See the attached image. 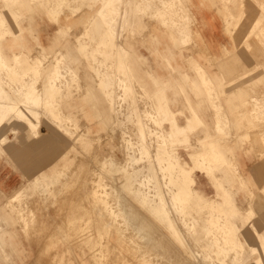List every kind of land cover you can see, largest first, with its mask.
I'll return each mask as SVG.
<instances>
[{
	"label": "snow or ice",
	"instance_id": "6c2138e0",
	"mask_svg": "<svg viewBox=\"0 0 264 264\" xmlns=\"http://www.w3.org/2000/svg\"><path fill=\"white\" fill-rule=\"evenodd\" d=\"M207 4L202 0L201 3H192L188 5L189 23H191L192 10L196 8H205ZM261 8H264V0L261 2ZM123 7L116 3V0H59L53 6L45 3H26L21 4L18 0H3L0 3V9L5 10V15L8 12L12 13V18L15 20V30L10 26L9 22L0 16V74L7 72L9 79L15 80L20 85L17 93L19 99L10 103L5 108H0V124L7 121L19 120L22 121L28 130V137L33 142L27 145L39 153H53L60 149L63 136L71 134L68 124L71 122L66 120L63 115L65 105H76V111H82L86 119L95 125L96 132L94 136H82L77 141L80 145V155L84 157L80 161V167L77 175L81 178V183L84 189H87L89 178L95 175L104 174L116 175L118 172H126L127 169L118 164L110 155V150L113 149L112 139L106 135L112 129V122L109 120L106 109V98L109 95V80L102 72L104 67L100 63V67H95L96 57L99 53L96 47L103 49L108 47L112 42V20L109 18V13L112 18L118 15L117 9ZM151 8L152 5L146 6ZM169 7V5H164ZM181 7H185L181 5ZM242 7L237 5V8ZM17 9H26L27 11L17 14ZM242 13H239V18H242ZM238 20L234 19V23ZM82 30L86 36L81 37L73 44L72 33L74 30ZM259 35L256 39L258 44H252L253 36ZM79 35V32H77ZM189 33V38H190ZM47 43L44 44V40ZM91 41L89 44L86 41ZM205 47H210L207 39L203 40ZM41 49L44 57L47 58L49 51L57 55L56 62L52 69H49L45 74L42 60L37 59L32 61L26 57L17 55L16 48L26 50L25 46ZM243 47L252 56L256 57L261 64H264V16L257 21L256 27H253L248 33V39L243 42ZM65 49H68L66 55H60ZM225 55L231 57L237 64L241 63L240 57L235 51L224 49ZM83 60H88L95 72V80H98V88L89 86L87 94L80 97L76 96L73 89H69L67 95L63 91L57 93L55 90H49L48 84L53 83L61 78V73L72 74V65L81 63ZM44 77L46 87L43 92L36 90L35 85L40 78ZM205 87H208L207 82ZM200 93H197L199 98ZM208 103L211 106L215 105L216 97L213 95V90L207 91ZM264 114V100L253 102ZM42 115L51 118L55 130L50 138L41 140L39 137L38 121ZM168 122L172 125L170 132L162 133L165 139L164 149L169 148L171 144V157L173 159L174 173L178 172L181 177V190L183 197L180 202H177L173 196V203L176 211L180 215H184L188 208L196 203H202L199 196L195 192V184L197 182L196 173L198 171H207V168L200 163L204 160L207 142L199 140L198 136L205 128L200 115L193 111L191 117L186 124L178 125L177 122L169 118ZM159 127V124H157ZM216 132L219 136L211 137L214 140L213 148L217 152L218 157H223L224 154L231 155L229 167L238 169L241 164L247 165L252 163L259 166L260 178L258 180L244 179L239 183V190L249 201L248 206L243 210H236L231 206L229 200V212L226 222L221 224H213L212 227L217 229L221 236L216 239L215 243L208 250L211 252L212 264H264V147H261L258 153L249 151L241 146V143L229 146L223 143L221 137L226 135V132L221 130L219 124L216 125ZM247 138L241 137V142ZM203 145V150L199 147H193L194 143ZM8 143V137L0 139V145ZM179 149H185L189 153L191 160L190 165H182L179 157L176 155ZM10 180V177H0V196L7 203L4 204L5 212L9 209L14 213L17 211L15 204L17 201H22L26 194L41 196L47 199L52 196L49 188L37 181L34 185L30 184L27 188L13 194L10 198L3 194L4 181ZM76 185H63L60 195L71 199L74 206L79 198L83 196V192L76 191ZM97 193L99 187L94 185ZM134 194V193H133ZM98 203H101L99 198ZM142 206L148 209L151 217L158 223H162L171 239L175 240L178 249L183 250V255L187 256L192 251L191 248L180 237L175 225L168 219V211L163 207H148L147 203L142 202ZM21 217H24V232L30 239L35 233L37 237L41 236L47 225L39 224L35 215L29 220L21 211ZM185 227H188L186 224ZM146 231L151 230L150 224L143 225ZM245 230L251 232L254 236L255 244L249 247L244 243L241 233ZM191 231V229H190ZM103 240V234L100 241ZM62 242L67 243L71 249L74 243H79L78 236H74L71 232H67L62 237ZM89 247H93L89 241H84ZM154 244L158 247L165 246V241L157 237ZM199 245V241H197ZM52 247V245H49ZM95 248L102 249V243L97 242ZM100 253H98L99 255ZM202 254V253H201ZM43 255V252L41 253ZM196 253L193 252V256ZM209 257V258H211ZM29 264H45L43 260H32ZM71 264V262H65ZM97 264H102L98 261ZM114 264V262H110ZM128 264V262H123ZM144 264H148L147 261ZM165 264H192L191 260L176 259L166 261ZM196 264H199L197 261Z\"/></svg>",
	"mask_w": 264,
	"mask_h": 264
},
{
	"label": "rangeland",
	"instance_id": "374dc122",
	"mask_svg": "<svg viewBox=\"0 0 264 264\" xmlns=\"http://www.w3.org/2000/svg\"><path fill=\"white\" fill-rule=\"evenodd\" d=\"M51 1H53L54 3L51 2ZM148 1L147 0L141 1V4L138 2V0L137 1L136 0H129L128 1V5H125V7H124V11H125L126 8H127L126 10H129V12L125 11L126 14H127L126 21H125L126 23L125 24H127V23L128 24L125 25L126 28H124L123 31H121V30L117 31V29H116L115 31H117V32H115L114 29H112V32H113L112 34H114V35H112V37L113 36L114 37L112 39L111 44L108 46L109 48L112 47L113 50L116 51V52H113L111 54L104 52L105 53L104 54L100 50L99 53H100V55L103 56V58H102L103 62L101 60H97V58H96L97 62H96V66H95V67L99 68L100 67V62L104 63V65H105L104 67H106V68L103 67L104 70L102 68V72L104 73V75L107 76V79L109 80V83L111 82L110 86H112L113 83H114L113 85H116L117 82L119 81V79H124L127 82L128 85H131V86L132 85H134V86L137 85L139 87V88L137 87L138 91H137V93H136V95L134 97H137V101L140 99L139 100L140 101V105H139V101H138L139 107L142 104V107H140V108H143V109L140 110V108H139V111L137 112L138 113L137 117L141 118L142 122L144 123L146 133H148L147 134V144H145V146L143 144H141V145H143L142 148L138 147L137 143L138 142L142 143V141H141V137H138L139 136V135H137L138 133H136V132H135V134L133 133L134 132L133 130L136 131L137 129H135V128H137V127H135L134 124L123 125V123L121 122L122 119L120 118V117L123 118V116L122 115L119 116L115 112L116 105L114 103V101H115L114 98L115 99L117 98V95L115 94L116 87L115 86L114 87L113 86L109 87V95L106 98V102L108 103L109 112H110V115H111L110 118L111 119H112V117L114 118L113 121L111 120L112 123H113L112 129H111L110 133L106 134L112 139V143H113V149L110 150V155L115 159V161L118 164H122L127 169V171L126 172H118L114 176L113 175L104 174L102 176L104 181L102 180L101 175H95L94 179L93 178H89L88 183H87V189L85 190L84 187L82 186L81 178L77 175V172H78L79 167H80V161H82L84 159V157L81 156L78 153L77 159H76L77 162H76V161H74V156H75L74 152L70 153V157H69V152L66 153V156L62 155L61 156V165L60 166H58L57 168L55 167L51 171V173H47V172L41 173L36 178H34V180L31 182V184L34 185L37 181H39L42 185H44V186L49 188V191L52 193V196H50L47 199H45L44 197L36 196V195L28 196L29 195L28 194V195H26V197L22 201H17L16 202V204H15V208L17 209L16 212L13 213L10 209L7 212H5V209L3 208L2 216H3L4 222H5L4 224H6L7 221H9L10 219H15V222H18V223H20L21 226H24V222H23L24 221V217H21L20 214H19L22 211L24 213V216H26L29 220H31L32 216L35 215L37 220H38V222H39V224L47 225V227H46V229L44 230V232H43V234L41 236L37 237L35 235V233H33L31 239L28 236L25 235L24 229H20L17 232V234H16V237L20 239L19 247L16 246L15 244H13L12 246L9 244V246L6 247L8 252H9L8 261H2L1 258H0V263H2V264H16V262H14V260L15 259H20V260H22L21 264H27L26 261H28V259H29L30 261H32V260H36V261L43 260L45 262V264H65V262H71V264H97L98 260H97V258H95V255H97L99 252H100L101 255H102V252H103V255H102L103 257H101V255H100V257H101L100 261H102V264H110V262H114V264H123V262H128V264H144V262L148 261V260H150L148 262V264H165L166 261H171L172 259L173 260H176V259L191 260L192 264H196L197 261L199 262V264H212V260L215 259V257H211V252L208 251L209 250L208 246H209V248H211V246L216 241V238H215L216 236L213 235L214 229L210 228L211 225L207 222V219L209 217V209H210L208 204H209V202H213V201L215 203H219V204L221 203L222 204L223 201L225 199H227L226 192L224 190H226L227 193L229 194L230 190H231L232 179L236 178V176L234 177V176H232L230 174H232L233 172L235 174L240 173V168H238L236 170L235 168L229 167V162L227 160V156L223 155V157H222L223 163H218V164H216L214 166L213 176L209 175L208 171H203V172L198 171L196 173L197 182L195 184V192L199 196L200 201L202 203H196V204L190 206L188 208V210H187V214L192 219H195L194 223H195V227L197 229H195V231H194L195 233H194L192 231V229H193L192 226H191L192 229L190 231L189 227H185V225L180 223V218L182 217V215L177 214L176 213V207H175V205L173 206V204H174L173 203V197H172L173 194L171 193L172 185H170V184H172L171 181H173V179L170 177V175L167 172L165 173L164 169L162 170L163 166H162L161 162H159V163L157 162V161H161V159L158 158L159 153H160L159 150H158L159 149L158 147H162V145H163V148H164V143H165V141H164L165 139L163 138L164 136L162 135V133L170 132L171 129H172V125L168 122V120H169V118H171V119H173V120H175L177 122V119L175 117L176 114H175V112L172 111V109H171V107H170V105L168 103V99L166 98L167 97L166 90H167L168 87L163 86V88L158 91V93L154 96V97H157L155 99L158 100V103L157 104L154 103L153 97H151L148 94V92L143 87H141L139 85V83H137V81H136L135 77L133 76V74L131 72H129L128 67H127L128 52L125 50L124 46L121 43H119V44L115 43L119 39L121 40L123 38V33L125 31L131 30V31H133V33H135L136 30L138 31V29H139V25H138L139 24V17L143 15V13H144L143 11L145 10L146 13L144 14V16L145 15L147 16L148 12L149 13L151 12L152 15H149V16L152 19H161V20H163V18H164V20L162 22H160L161 20L160 21L158 20V25H160L161 27H166V30L168 29V31L173 26L174 27H178L179 26L178 30H177V34H179L178 37H180V39H178L179 40L178 41L179 42L178 46L179 47H186L187 46L189 37H188L186 43L185 42H181V40L183 38H181L179 32L181 31L180 27L182 28V25H184L186 23L188 24V16H187L186 12L185 13H181L182 8L180 7L181 4H180L179 0H175L177 2H175L174 0L173 1L169 0L168 2H167V0H163V1L162 0H155V1H158L157 3L154 0H151L149 2ZM18 2L21 3V4H26V3H45V4H52V5L55 6L59 2V0H48V1L44 0L42 2H41V0H18ZM160 2L163 4V6L166 5V4L169 5V8H171V5H172V10L173 11L172 12L168 11L167 13L165 11V13L161 12V16L157 15L153 10H154V6L156 4H158V3H160ZM0 3H3V1L1 0ZM138 3L140 4V6L143 7L144 10L142 9V7H140L138 5ZM149 3L151 5H154L156 3L154 6H152L150 8L151 11H150L149 8L146 7L147 5H149ZM136 5H138V7ZM174 5H175V7H174ZM176 7H178V8H176ZM174 8H175L176 11L174 10ZM139 10H140V12H139ZM16 11H17V14H21V13L26 12L27 10L26 9H17ZM125 12H123V15L125 14ZM176 12L178 13V15H177ZM140 13H142V14H140ZM174 14L176 16H173ZM135 15H137L138 18H135L136 17ZM168 15H170V16L172 15L171 18ZM0 16H2L4 19L7 18L6 20L9 22L10 26L13 27V30H15V20L12 18V13L11 12H8L7 15H5V10L0 9ZM131 16H132V18H131ZM182 16H184V17H182ZM8 17L10 19H8ZM175 17H177V18H175ZM134 18L137 19V20H135ZM172 18L178 24H176L175 22L173 23V19ZM178 18L180 19V21H179ZM175 19H177L178 21L175 20ZM186 19H187V21H186ZM171 20H172V22H170ZM180 22H183V23H180ZM170 23H172L174 25H172ZM179 23L182 24V25L180 26ZM187 24L184 25V26L188 27ZM165 25H167V26H165ZM176 25H178V26H176ZM174 27H173V29H174ZM76 30H78L79 32L81 31L80 29H76ZM188 31H189V29H188ZM171 34H172V32H171ZM83 36H86V34L84 33ZM80 38L81 37H79V39ZM86 42L87 43H89V42L92 43L90 40H89V42L88 41H86ZM73 44H74V42H73ZM116 45H117V49H116ZM25 47H26V50H27L28 49L27 45ZM26 50H21L20 48H16L15 52H16L17 55H20L22 57H26L27 59H30L32 61H36L37 59L42 60V63H43L42 71L45 74H47L49 69L53 68V66H54V64L56 62V59H57V55L56 54H54V53L47 54V58H45L43 51L40 49L41 52L39 51L38 55L33 57L30 54L32 49H28L29 51H26ZM67 53H68V49H65L63 52L60 53V55H66ZM120 53L124 54L123 57H125V54L127 53L126 57L123 58L122 54L120 55ZM114 57H116V58H114ZM110 61H113L115 64H117V71H116L117 74H115L116 75L115 80H117V82H114L115 80L111 81L109 79V75H108V71L107 70L109 68L108 64H109ZM97 63L99 64V67L97 66ZM124 63H126V64H124ZM71 67H72V75L74 76L73 81L70 84L59 82V83L56 84L57 85L56 87H62L63 85H69L70 86L69 89H73L74 90V88H75L74 84H75L78 76H77L76 66L72 65ZM199 68L202 69L203 73L205 71L203 70L202 67L198 66L197 73H198V76L200 78V84L202 85V87L206 88L204 83H206V81L210 82L211 83L210 85H209V83H207L209 85V87H207L206 89H209V88L212 89L213 88L212 87V81L210 79H208V78H204L202 76L203 73L201 72V74H200V72H199L200 69ZM105 73H107V74H105ZM6 74H7V78H8L7 80L9 81L8 82L9 88H7L8 87L7 84H2V85L10 94H12L14 97H16L18 94L16 95V93L14 94L12 92L13 90H10V89H12V88H10V85H11V87L13 85V87L16 88V89H18V87L20 85L18 83H16V82H14V84H12L13 83L12 82L13 79H9V76H8L7 72H6ZM129 74L132 77H129ZM15 85H17V86H15ZM257 85H259L260 88L264 89V87H261V82L258 83ZM37 86H39V90H43V91L45 90L46 81H45L44 77L40 78ZM47 87H48V85H47ZM69 89L67 91H63V93L65 95H67ZM79 89L82 90V88L80 87V82H79ZM161 90H162V92H161ZM196 90H197V88H196ZM207 91L208 90H206V92ZM111 92H113V93L111 94ZM141 93H142L143 97L141 96ZM110 94L113 95L114 97H112ZM137 94H139V95H137ZM213 94H214V92H213ZM216 95L217 94L215 93L214 96L216 97ZM257 97H259V100H257L255 98L256 100L254 99V101L264 100V93H263V95H261V93H259V95ZM16 98L19 99V96L16 97ZM144 99H145V101H144ZM216 99H217V97H216ZM142 101L145 102V103H143ZM149 102H151V103L148 104ZM111 103H112V105H111ZM148 106H150V107L148 108ZM215 106H212V107L214 108L215 112L218 113L217 102L215 103ZM152 108H153L154 111L156 110L155 112L153 111L154 113L152 112ZM75 110H76L75 104H73L72 106L65 105V107L63 108L62 111H63V114H65V115H66V112H68L67 114H69V111H71V116L74 118V111ZM146 111H147V113L150 112L151 115L147 114ZM191 111L193 112L194 109L191 108ZM143 113H145L146 116H143L144 115ZM166 113H167V115H166ZM217 113H216V119H217ZM127 114H129V112ZM127 114L124 115V116L128 117ZM153 115H154V117H153ZM157 115L159 117H157ZM69 117L70 116H68L66 118L69 119ZM49 118L50 117H47L46 115H44L42 117V119L40 120V123H39V130H40L41 125L43 124V121H49V122H51L53 124L52 120H50L51 118L50 119ZM149 118L150 119L152 118V119L150 120ZM163 118H164V120H163ZM160 119H161V121H160ZM155 120H157V121H155ZM70 121L71 122L69 123L68 127H69L71 133H74V135L72 134L73 135L72 136L71 134H69L67 136H68V138L72 137L70 139L73 142L72 143L73 145L75 143L78 144L77 141L82 136H94L95 135V133H93V132H92V135H91L90 134V130H87V127L90 124V122H89L88 119H86L85 114H82V116H80V118H79V121L77 122L78 125H79L78 129H76V124H75L74 119H70ZM252 121H254V123H255L254 124L255 127H253V129H252L253 131H255L254 134L257 135L259 137V139L264 142V114L259 112V110L257 109L255 117L252 118ZM151 122H153V123H151ZM155 123H156V125H155ZM159 123H162L161 124L162 126L161 127H156L157 124H159ZM148 124H150V125H148ZM177 124H178V122H177ZM18 125H21V124L20 123H11V124L5 126L1 131H3L7 127L12 128V127L18 126ZM151 125H152V127H151ZM216 125H217V120H216ZM147 127L151 128V129H148ZM85 129L88 132H84V133L82 132L83 134L80 135L81 131L82 130L84 131ZM154 129H156V130L158 129V130L155 131ZM12 130H14V128ZM221 130L226 132L225 129L224 130L221 129ZM256 130L258 132H256ZM149 135H151V136H149ZM227 135L228 134H226L224 137H222V139L225 140ZM136 136H137L138 139L135 138ZM3 138H1V139H3ZM132 140H134V141H132ZM154 141H155V143H154ZM205 141L207 143H211L212 142L214 144V140H209V139L207 140L206 139ZM69 142L70 141L68 139V143ZM128 145H129V147L132 150L129 149ZM70 146L71 145L68 144V148ZM135 146L137 148H139V149H137ZM202 146L203 145L198 143L196 147H199V148H201L203 150ZM193 147H194V145H193ZM145 148H147L148 152L146 151ZM134 149L137 151V153H136V151H134ZM153 149H155V150L153 151ZM132 151L135 152V153H133ZM166 151H167V153H171V144H169V148ZM142 153H143V155H142ZM134 154H136L138 156H136V158H135ZM176 155L179 157V161H180V163L182 165H190L191 164V160H190L189 157H187L185 149L184 150L183 149H179L177 151ZM150 162H151V164H150ZM130 163H132L133 167L131 166ZM133 164H137V165H133ZM134 166L137 167V168H135ZM160 166H161V168H160ZM60 167H62V168H60ZM64 168H66V169H64ZM147 168H149V169H147ZM139 169H140V171H139ZM135 170H137V171H135ZM148 172H150V173L148 174ZM217 172H222V177L221 178H219L217 176ZM198 173H199V175L202 178H204L206 180V183H203L202 178L200 176H198ZM130 174L133 176V178H131ZM154 174H156V175H154ZM172 175H173L174 179L177 177V174L174 175L172 173ZM141 179H142V181H141ZM215 180L219 181L221 183V186L224 189L222 187L219 188L216 185ZM101 181H102V183H101ZM140 181H141V183H140ZM105 182H107V185H111V186L116 185L115 188L117 187L116 190H117L118 194L117 193L114 194L111 191L110 187H105V188H100L99 187L100 184H104L105 185L106 184ZM155 182H157V183H155ZM138 184L139 185L142 184V187H140ZM157 184H158V186H157ZM63 185H76L77 186L76 187V191L78 193L79 192H83V196L78 199V201L76 202L75 206H74V203H73V201L71 199L60 195L61 187ZM94 185H97L100 188L99 189V194L95 190ZM107 185H105V186H107ZM153 185L156 186V188ZM207 185H209L211 187V191H212V193H210L212 195L211 197L209 196V193L206 190V186ZM139 187H140V191L138 189ZM151 187H152V189H151ZM92 188H93V190H92ZM109 188H110V190H109ZM141 188H142L143 191L141 190ZM101 189H102L103 192L101 191ZM107 189H108V191H107V194H106V190ZM144 190H146V191H144ZM101 192H102V194L104 193L102 196L100 194ZM167 193H168V195H167ZM94 194H96V195H94ZM156 194H157V196H156ZM159 194L161 196L162 195L163 196L158 198ZM117 195H118V197H117ZM170 195H172V196L170 197ZM224 196H226V197H224ZM102 197L104 198V201L108 199L107 201L110 200V202H107V205H103V206L102 205H96V204H99V203L97 202V200L95 198H97V199L99 198V200L102 203V201H103L101 199ZM119 197H120V200H123V202H124L123 204L125 206L123 205V207L124 208L126 207L125 210L124 209L120 210V208H117V206L115 205L116 204L115 202L117 200H119ZM169 198H171V200H169ZM159 199H161V200L165 199V201H164L165 204H166L165 208L167 209V211H169V213H170L169 217L171 218V220H172L173 224L175 225L176 229L178 230L177 232L179 233L180 237L182 239H184V242L189 246V248L192 249V251L189 252L187 254V256L183 255V250L182 249H178L175 240L170 238L169 233L167 232L165 226L162 223H158L157 221H155L151 217V215L149 214L148 209H146L145 207L142 206V202H144V203L148 204L149 208H151L153 206V204H155L157 201L160 202ZM114 200H115V202H114ZM4 201H6V200H4ZM233 202H234V200H233ZM5 203H7V202H5ZM78 204H85V208L82 209V211H78L79 210ZM93 206L97 207L98 211L102 212V213L98 212L96 214H98V215L106 214V215L109 216V218H111V220L113 218V220L111 221L113 229L111 228L109 236H103V240L102 241H100V237L101 236L99 237V234H98L97 222H95L93 224V227L90 228V233L89 234H93L94 233L93 234L94 237H96V239L99 242H101L102 245H103L102 249L96 248L94 251H92V249L90 250L87 247H85L83 245L82 239L79 237L80 234L78 233V229L79 230L82 229L81 228L82 226H84L85 228H88L89 226L88 225L86 226L87 223L84 220H83V222H77V223H74V224L73 223L72 224L69 223V218H70V216L72 214H76L77 215V213H78L79 215H82L85 218L88 217V215H90V214H92V216H95L94 215L95 211H94ZM172 206H173V208H171ZM234 208L236 210H238V211L241 210L240 208L237 207L236 204H235ZM201 209H202V211H201ZM106 211H107V213H106ZM228 212L229 211H226L227 216H228ZM178 215H180V216H178ZM64 217H65L66 221H65ZM126 219H128L129 221H127ZM200 219L202 221H200ZM130 221H132L131 224H130ZM175 221L177 223H174ZM62 223H64V224H62ZM4 224L2 223L0 225V230H2L1 228H3V230L0 232V237H1V239H0V251L2 253H5V243H6L7 239L10 237V234H11L8 226H4ZM116 224L117 225L119 224L118 225L119 227ZM145 224H150L151 225V230L150 231H146V230L143 229V225H145ZM80 225H82V226L80 227ZM129 225H130V227H129ZM122 226H123V228H122ZM136 226L138 227V229L142 230L141 231V232H143V234L141 235L142 237L144 236V237L149 238V237H152L154 235L153 236L154 239H156L157 237H159V239L162 238L161 240L165 241V245L166 244L167 245L164 246V247H158L156 244H154V241H152V240H150V241L149 240H145L144 237L142 238L141 236H140L141 239L138 238L137 237L138 232L136 231L138 229H137ZM118 228H120V229L118 230ZM132 228H133V230H131ZM209 229H211V230H209ZM66 231L67 232H71V234L74 235V236H78V239H79V243H74L72 245L71 249H69L67 243L62 242V237L64 236L65 233H67ZM218 233H219V236H218V238H219L221 236V233L216 231V234H218ZM127 235H128V237L126 238ZM123 236H124L125 239L123 238ZM54 237H56V238H54ZM211 237H212V240L214 239V241L211 240ZM142 239H143V241H142ZM137 241H138L139 245H138ZM197 241H199V245H197ZM243 242L246 243V241H244V240H243ZM49 245H52V247H49ZM248 246H250V245L248 244ZM161 248H162V250H163V248H167V251H166V249H164L162 251L163 252L162 255H161V250H160ZM19 249H21L22 251H19ZM153 251H154V253H153ZM165 251H166L167 255H164ZM171 251H172V253H171ZM42 252H43V255H41ZM159 252H160V255H161L160 257H158L159 256L158 255ZM193 252L196 253L195 256H193ZM209 257H211V258H209ZM98 259H99V256H98ZM144 259H146V260H144Z\"/></svg>",
	"mask_w": 264,
	"mask_h": 264
},
{
	"label": "crops",
	"instance_id": "0c3cea01",
	"mask_svg": "<svg viewBox=\"0 0 264 264\" xmlns=\"http://www.w3.org/2000/svg\"><path fill=\"white\" fill-rule=\"evenodd\" d=\"M179 2L185 6L184 9L188 16V5L192 3L199 4L202 0H179ZM204 2L207 4L205 8L192 10L191 23H189L188 16V29L191 35L186 47L178 46L179 37H176L178 36V27H174L176 31L170 27L171 29L168 31L165 27L158 25V20L160 21V19H152L150 16L143 15L139 17L138 31L136 30L135 33L131 30L125 31L123 38L119 39L117 43H121L128 52L127 67L129 72L133 74L137 83L153 97L154 103H158V100L155 99L157 97H154L158 91L163 86L168 87L166 98L172 111L176 114L179 125L182 126V124L187 123L192 114L191 108L200 115L205 128L199 134L198 141L213 140L211 137L219 136L215 130L216 112L208 103L207 92L200 84V78L197 74L198 66L202 67L212 81L214 93L217 94L218 102L220 101L219 104L222 106L229 121L230 126H228L231 127L225 128L228 135L226 139L224 138L225 140L221 137L223 143L229 146L241 143L242 147L258 153L260 148L264 147V144L254 134L255 131L252 130L255 127L252 118L257 112L253 102L255 98H259L257 97L259 93L261 95L264 93V89L259 86L260 84L257 85L261 82V87H264V64H261L256 57L247 52L246 48L243 47V42L248 39V33L251 32L253 27H256L257 21L261 19V16H264V8L260 6L262 0H204ZM238 4L242 7L237 8ZM239 13L243 14L242 18H239ZM8 19L10 18L8 17ZM234 19L238 20V22L234 23ZM77 32L79 31L74 30L72 34L74 44L84 34L82 30L79 35H77ZM258 35L259 30L253 36L252 44L259 43L255 38ZM204 39L209 41L210 47L204 46ZM46 43L47 40L45 39L44 44ZM27 47L32 49L30 54L33 57L38 55L39 51L41 52L40 49L35 47ZM28 49L26 51H29ZM224 49L235 51L240 57L241 63L237 64L231 57L226 56ZM100 50L109 54L114 52L112 47L101 49L97 46L96 51L99 53ZM50 53L52 52L49 51L48 54ZM96 58L97 60H102L103 56L99 53ZM108 65L109 79L115 80L117 64L110 61ZM75 66L78 78L74 84V90L77 97L87 94L89 86L98 88L99 82L94 79L95 72L92 70L88 60H83ZM97 66L99 67L98 63ZM79 82L82 90L79 89ZM198 92L200 93L199 98L197 97ZM105 106L109 120L113 121L114 118H110L107 102ZM67 113L63 115L66 117L70 116L71 118L69 117V119H74L76 129H78L79 125L77 122L84 112L75 110L74 118L71 116V111H69V114ZM13 128L14 130H12ZM54 130L55 126L51 122L43 121L39 130L40 139L46 140L50 138ZM87 130H90L92 135V132L95 133L96 131L95 125L90 123ZM87 130H82L80 135L88 132ZM256 132L258 131L256 130ZM3 137H8V143L0 147V177H10V180L4 181L3 184V194L9 198L13 194L27 188L34 178L41 173H51L55 167L60 166L62 155L66 156V153L69 152L70 157V153L74 152V161L77 162V155L80 153V146L76 143L73 145L67 135L63 136L60 149L57 152L39 153L34 151L27 147L33 141L29 139L28 132L22 125L5 128L0 132V139ZM241 137L247 139L241 142ZM68 139L71 143H68ZM68 144L71 145L69 148ZM197 144L198 142L194 143V147ZM186 154L189 157L187 150ZM224 155L227 156V160L230 163L231 155L227 153ZM239 168L240 173L235 174L233 172L230 174L234 177L236 176V178L232 179L230 195L237 207L243 210L248 206L249 201L239 190V183L244 179L258 180L260 172L259 166L253 165L251 162L247 165L241 164ZM198 176H200L199 173ZM217 176L221 178L222 172H217ZM202 181L206 183L204 178H202ZM206 190L211 197L210 193L212 191L209 185L206 186ZM5 202L7 201H4L3 197L0 196V225L5 223L2 216ZM78 207V211H82V207ZM72 215L69 218V223L83 222V217L78 213L79 221H74ZM4 226H8L11 234L5 243V253L0 251V258L2 261H8L9 252L6 247L9 244L11 246L15 244L19 247L20 239L16 237V234L20 229H24V226L15 222V219H10ZM83 227L78 230L79 237L82 240L83 236H81L80 232ZM1 229L3 230V228ZM241 235L242 240L246 241L251 247L254 246L255 240L251 232L245 230ZM96 241L98 242L97 239ZM92 249L95 250L96 248L92 247ZM19 251L22 250L19 249ZM14 262L21 264L22 260L15 259ZM29 262L30 260L28 259L26 263L29 264Z\"/></svg>",
	"mask_w": 264,
	"mask_h": 264
},
{
	"label": "bare ground",
	"instance_id": "6f19581e",
	"mask_svg": "<svg viewBox=\"0 0 264 264\" xmlns=\"http://www.w3.org/2000/svg\"><path fill=\"white\" fill-rule=\"evenodd\" d=\"M1 1V0H0ZM3 1V0H2ZM42 1H44V0H41V2ZM48 1V0H47ZM128 1L129 0H116V3L117 4H119V5H123V7H120V8H118L117 9V11H118V15L115 17V18H112L111 17V14L109 13V18L113 21L112 22V24H111V28L112 29H114V31L117 29V31L119 30H121V31H123V29L124 28H126L125 27V25H127V24H125L126 22V17H127V14H126V12L125 11H128L129 12V10H126L125 9V11H124V7H125V5H128ZM137 1V0H136ZM141 1H145V0H138V2L141 4ZM148 1V0H147ZM149 1H151V0H149ZM148 1V2H149ZM155 1V0H154ZM153 1V2H154ZM163 1V0H162ZM169 0H167V2H168ZM173 1V0H172ZM175 1V0H174ZM224 1V0H223ZM242 1V0H241ZM51 2H53V1H51ZM156 3L158 2V1H155ZM166 2V3H167ZM175 2H177V1H175ZM227 2V1H226ZM54 3V2H53ZM138 3V5L140 6V4ZM155 3V4H156ZM174 3V2H173ZM228 3V2H227ZM150 4V3H149ZM153 4V3H152ZM154 4V5H155ZM169 4V3H168ZM181 4V3H180ZM179 4V5H180ZM52 5V4H51ZM138 5H136L137 7H138ZM146 5V4H145ZM154 5H152V6H154ZM178 5V4H177ZM182 5V4H181ZM242 5H244V4H242ZM248 5V4H247ZM54 6V5H53ZM140 7H142V6H140ZM174 7H175V5H174ZM181 7V6H180ZM179 7V8H180ZM176 8H178V7H176ZM182 8V7H181ZM184 8V7H183ZM182 8V11H181V13H185L186 11H185V9H183ZM142 9H143V7H142ZM136 10V9H135ZM144 10V9H143ZM174 10H175V8H174ZM138 11V10H137ZM136 11V12H137ZM150 11H151V9H150ZM157 15H159V16H161V12H163V13H165V11H166V13L168 12V11H170V12H172L173 10H172V5H171V8H169V7H164L163 6V4L160 2V3H158V4H156L155 6H154V10H153ZM176 11V10H175ZM178 11V10H177ZM123 12H125V14L123 15ZM127 12V13H128ZM139 12H140V10H139ZM144 13H143V16H144V14L146 13V11L144 10L143 11ZM162 13V14H163ZM177 13V12H176ZM180 13V12H179ZM137 14V13H136ZM139 14V13H138ZM140 14H142V13H140ZM170 14V13H169ZM149 15H152L151 14V12L149 13L148 12V15L147 16H149ZM156 15V16H157ZM177 15H178V13H177ZM136 17L135 18H138L137 17V15H135ZM146 16V15H145ZM154 16V15H153ZM168 16H170V15H168ZM172 16V15H171ZM171 16H170V18H171ZM173 16H176L175 14L173 15ZM129 17V16H128ZM155 17V16H154ZM167 17V16H166ZM182 17H184V16H182ZM131 18H132V16H131ZM134 18V19H135ZM146 18V17H145ZM156 18V17H155ZM160 18V17H159ZM169 18V19H170ZM175 18H177V17H175ZM180 18V17H179ZM178 18V19H179ZM186 18V17H185ZM7 19V18H6ZM119 19V20H118ZM173 19V18H172ZM118 20V21H117ZM135 20H137V19H135ZM134 20V21H135ZM161 20V19H160ZM163 20H164V18H163ZM163 20H161V22L163 21ZM175 20H177V19H175ZM120 21V22H119ZM124 21V22H123ZM178 21V20H177ZM179 21H180V19H179ZM186 21H187V19H186ZM136 22V21H135ZM170 22H172V20L170 21ZM175 21H174V19H173V23H174ZM165 23V22H164ZM176 23V22H175ZM180 23H183V22H180ZM179 23V24H180ZM135 24V23H134ZM160 24V23H159ZM170 24H172V23H170ZM176 24H178V23H176ZM187 24V23H186ZM186 24H184V25H186ZM162 25V24H161ZM172 25H174V24H172ZM171 25V26H172ZM182 24H180V26H181ZM184 25H182V28L180 27V29H181V31L179 32L180 33V36H181V38H183L182 40H181V42H187V39H188V37H189V31H188V27L187 26H184ZM188 25V24H187ZM165 26H167V25H165ZM169 26V25H168ZM176 26H178V25H176ZM184 26V27H183ZM236 26V25H235ZM238 26V25H237ZM174 27V26H173ZM172 27V28H173ZM179 27V26H178ZM166 28V27H165ZM177 28V27H176ZM240 28V27H239ZM132 29V28H131ZM170 29V28H169ZM234 29V28H233ZM175 30V29H174ZM178 30V29H177ZM244 30V29H243ZM117 31H115V32H117ZM176 31V30H175ZM234 31V30H233ZM242 31V30H241ZM113 33V32H112ZM235 33V32H234ZM112 35H114V34H112ZM179 35V34H178ZM84 37V36H83ZM114 37V36H113ZM176 37H178V36H176ZM248 37V36H247ZM256 38V37H255ZM115 39V38H114ZM179 39H180V37H179ZM116 41V40H115ZM114 41V42H115ZM89 42V41H88ZM90 43V42H89ZM115 43H117V41L115 42ZM189 43V42H188ZM91 44V43H90ZM117 44H119V43H117ZM120 47V46H119ZM116 49H117V45H116ZM120 51V50H119ZM123 51V50H122ZM114 52H116V51H114ZM126 52V51H125ZM123 53V52H122ZM122 53H120V55L122 54ZM127 54V53H126ZM126 54H125V57H126ZM102 56V55H101ZM124 56V54H122V57ZM125 57H123V58H125ZM114 58H116V57H114ZM124 60V59H123ZM122 60V61H123ZM102 61V60H101ZM103 62V61H102ZM102 62H100V63H102ZM116 62V61H115ZM104 64V63H103ZM124 64H126V63H124ZM105 66V65H104ZM104 68H106V67H104ZM200 69V68H199ZM199 72H200V74H201V72L203 73V71H202V69H200L199 70ZM129 73V72H128ZM105 74H107V73H105ZM115 74H117L116 72H115ZM198 74V73H197ZM110 76V75H109ZM202 76L204 77V78H208V79H210L209 78V76L207 75V73H203L202 74ZM105 77L107 78V76L105 75ZM115 77H116V75H115ZM118 77V76H117ZM129 77H132L130 74H129ZM8 78H7V74H6V72H3L2 74H0V108H5V107H7L10 103H13V102H15L18 98H16V97H18V95H17V93L19 92V88H20V86L18 87V89H16V88H14L13 87V85H12V87H11V85H10V88H12V89H10V90H13L12 92L15 94L16 93V97H14L12 94H10L4 87H3V85L2 84H7L8 85V87L7 88H9V84H8V80H7ZM73 79H74V76L72 75V74H68V73H61V78L60 79H57L56 81H54L53 83H51V84H48V88H49V90H55L57 93H59V92H61V91H67L69 88H70V86L69 85H63L62 87H56L57 85V83H59V82H63V83H67V84H70L72 81H73ZM117 79V78H116ZM112 81V80H111ZM13 82V83H12ZM12 84H14V82H15V80H12ZM114 82H117V80H115ZM205 82V81H204ZM207 82V81H206ZM62 83V84H63ZM111 83V82H110ZM132 83V82H131ZM130 83V84H131ZM134 83V82H133ZM207 83H209V85L211 84L210 82H207ZM38 84V83H37ZM37 84L35 85V87H36V90L37 91H39V92H43V90H39V86H37ZM114 84V83H113ZM112 84V86L114 87H116V91H115V94L117 95V98L115 99L114 98V103H115V105H116V108H115V112L117 113V115H122L123 116V118L122 117H120L121 119H122V123H123V125H126V124H134L135 125V127H137V128H135V129H137L136 131L135 130H133L134 132V134H135V132L136 133H138L137 135H139L138 137H141V141H142V143L141 142H138L137 144H138V147H141L142 148V146L144 145L145 146V144H147V134L148 133H146V130H145V126H144V123L142 122V120H141V118L139 117H137V115H138V111H139V108L140 107H142V104H141V106L139 107V105H140V99L138 100L139 101V105H138V101H137V97H134L135 95H136V93H137V85H128L127 84V82L124 80V79H119V81L117 82V86L116 85H113ZM204 85H205V83H204ZM209 85H208V87H209ZM15 86H17V85H15ZM112 86H110V87H112ZM139 88V87H138ZM212 88V87H211ZM214 88V87H213ZM212 88V89H213ZM210 89V88H209ZM209 89H206L205 88V90H209ZM142 91V90H141ZM161 92H162V90H161ZM213 92H215V91H213ZM113 92H111V94H112ZM140 93V92H139ZM110 94V95H111ZM119 94V95H118ZM215 94V93H214ZM137 95H139V94H137ZM112 97H114L113 95H111ZM141 96H142V93H141ZM143 97V96H142ZM141 97V98H142ZM216 97H217V95H216ZM152 99V98H151ZM109 100V99H108ZM113 100V99H112ZM217 100V101H216ZM215 100V103L217 102V105H218V113H217V124H219L220 125V127H221V129H225L226 127H228V128H231V127H229L230 126V124L228 123L229 121H228V119H227V117H226V113H224V110L222 109V106L219 104L220 103V101L218 102V97H217V99ZM256 100V99H255ZM257 100H259V98L257 99ZM261 100V99H260ZM144 101H145V99H144ZM253 101V100H252ZM143 102V101H142ZM152 102V101H151ZM151 102H149L148 104H150ZM113 103V102H112ZM112 103H111V105H112ZM143 103H145V102H143ZM152 105V104H151ZM114 106V105H113ZM112 106V107H113ZM215 106V105H214ZM256 106V105H255ZM150 106H148V108H149ZM153 107V106H152ZM212 107V106H211ZM216 107V106H215ZM154 108V107H153ZM153 108H152V112L154 111L153 110ZM156 108V107H155ZM256 108L259 110V112H261L260 111V109L256 106ZM141 109H143V108H140V110ZM257 109H256V111H257ZM156 111V110H155ZM154 111V112H155ZM255 111V112H256ZM129 112V114H127ZM144 112V111H143ZM153 112V113H154ZM165 112V111H164ZM146 113H147V111H146ZM157 113V112H156ZM128 115V117L126 116H124V115ZM144 115L143 116H146V114L145 113H143ZM147 114H150V112L149 113H147ZM161 114V113H160ZM159 114V115H160ZM170 114V113H169ZM151 115V114H150ZM165 115V114H164ZM166 115H167V113H166ZM172 115V114H171ZM44 115H42L41 116V119H42V117H43ZM116 116V115H115ZM156 116V115H155ZM161 116V115H160ZM170 116V115H169ZM228 116V115H227ZM48 117V116H47ZM153 117H154V115H153ZM157 117H159L158 115H157ZM162 117V116H161ZM160 117V118H161ZM167 117V116H166ZM171 117V116H170ZM176 117V116H175ZM255 117V116H254ZM147 118V117H146ZM40 119V120H41ZM50 119V118H49ZM150 119V118H149ZM152 119V118H151ZM150 119V120H151ZM159 119V118H158ZM157 119V120H158ZM162 119V118H161ZM161 119H160V121H161ZM40 120L38 121V125H39V123H40ZM51 120V119H50ZM66 120H69L70 121V119H67L66 118ZM157 120H155V121H157ZM163 120H164V118H163ZM167 120V119H166ZM165 120V121H166ZM154 121V120H153ZM120 122V123H121ZM159 122V121H158ZM11 123H20L22 126H24L25 127V129L27 130V126L22 122V121H19V120H11V121H7V122H5L4 124H0V131L5 127V126H7V125H9V124H11ZM151 123H153V122H151ZM162 123H159V127H161L162 125H161ZM69 125V124H68ZM122 125V126H123ZM133 125V126H134ZM148 125H150V124H148ZM155 125H156V123H155ZM229 125V126H228ZM151 127H152V125H151ZM157 127V126H156ZM69 128V127H68ZM71 128V127H70ZM148 128V127H147ZM148 129H151V128H148ZM155 131H157L156 129H154ZM229 130V129H228ZM37 131H38V133H39V126H38V129H37ZM160 131V130H159ZM27 132H28V130H27ZM162 132V131H161ZM230 132V131H229ZM131 133V132H130ZM132 133V134H133ZM150 133V132H149ZM155 133V132H154ZM153 133V134H154ZM166 133V132H165ZM74 135V133H71V135ZM133 134V135H134ZM72 135V136H73ZM156 135V134H155ZM129 136V135H128ZM149 136H151V135H149ZM153 136V135H152ZM158 136V135H157ZM156 136V137H157ZM70 137V136H69ZM161 137V136H160ZM70 138H72V137H70ZM135 138H137V136L135 137ZM164 138V137H163ZM138 139V138H137ZM150 139V138H149ZM160 139V138H159ZM158 139V140H159ZM135 140V139H134ZM134 140H132V141H134ZM140 140V139H139ZM165 141V140H164ZM129 143V142H128ZM136 143V142H135ZM154 143H155V141H154ZM161 143V142H160ZM130 144V143H129ZM132 144V143H131ZM141 144H143V145H141ZM149 144V143H148ZM263 144H264V142H263ZM133 145V144H132ZM158 145V144H157ZM126 146V145H125ZM0 147H1V145H0ZM128 147H129V145H128ZM136 147V146H135ZM137 148V147H136ZM140 148V149H141ZM159 149V156H158V158H160L161 159V161H157L158 163L159 162H161V164H162V170L164 169V171H165V173L167 172L169 175H170V177L173 179V181H171V183L172 184H170V185H172V190H171V193L173 194V196L176 198V201L177 202H180L181 201V199H182V197H183V193H182V190H181V183H182V181H181V177H180V175H179V173L178 172H175L174 173V169H173V159H172V157H171V155H170V153H167V151L163 148V145H162V147H158ZM202 148H203V146H202ZM129 149H131L130 147H129ZM137 149H139V148H137ZM144 149V148H143ZM142 149V150H143ZM146 149V151L148 152V150H147V148H145ZM157 149V148H156ZM132 150V149H131ZM155 149H153V151H154ZM134 151H136L135 149H134ZM133 152V151H132ZM133 153H135V152H133ZM136 153H137V151H136ZM139 154V153H138ZM148 154V153H147ZM135 155V158H136V156H138V155H136V154H134ZM142 155H143V153H142ZM205 159L204 160H201L200 161V163L202 164V165H204L206 168H207V171H208V173H209V175H211V176H213V169H214V166L216 165V164H218V163H223V159H222V157H218V155H217V152L216 151H214V148H213V143L211 142V143H207V149H206V151H205ZM159 159V160H160ZM137 160V159H136ZM135 162V161H134ZM133 162V163H134ZM131 164V166H132V163H130ZM145 164V163H144ZM150 164H151V162H150ZM133 165H137V164H133ZM141 165V164H140ZM133 167V166H132ZM135 167V166H134ZM141 167V166H140ZM135 168H137V167H135ZM152 168V167H151ZM160 168H161V166H160ZM147 169H149V168H147ZM138 170V169H137ZM137 170H135V171H137ZM153 170V169H152ZM237 170V169H236ZM139 171H140V169H139ZM142 171V170H141ZM154 171V170H153ZM150 172H148V174H149ZM172 173L174 174V175H176L177 174V177L174 179V177H173V175H172ZM132 174V173H131ZM130 174V175H131ZM138 174V173H137ZM142 174V173H141ZM157 174V173H156ZM156 174H154V175H156ZM163 174V173H162ZM238 174V173H237ZM153 175V176H154ZM167 175V174H166ZM168 175V176H169ZM129 176V175H128ZM137 176V175H136ZM140 176V175H139ZM138 176V177H139ZM152 176V175H151ZM150 177V176H149ZM210 177V176H209ZM101 178H102V180H103V177L101 176ZM129 178V177H128ZM131 178H133V176L131 175ZM211 178V177H210ZM214 178V177H213ZM105 179V178H104ZM127 179V178H126ZM163 179V178H162ZM216 179V178H215ZM104 181V180H103ZM141 181H142V179H141ZM141 181H140V183H141ZM163 181V180H162ZM113 182V181H112ZM215 182H216V185L220 188V187H222L221 186V183L219 182V181H217V180H215ZM101 183H102V181H101ZM106 184L105 185H107V182H105ZM153 183V182H152ZM155 183H157V182H155ZM160 183V182H159ZM145 184V183H144ZM154 184V183H153ZM104 184H100L99 185V187L100 188H105V187H110L111 188V191L114 193V194H116L117 193V190H116V188H115V186L116 185H114V186H111V185H107V186H105ZM139 185V184H138ZM146 185V184H145ZM163 185V184H162ZM168 185V184H167ZM169 185V186H170ZM140 187H142V184L141 185H139ZM144 186V185H143ZM151 186V185H150ZM154 186V185H153ZM157 186H158V184H157ZM164 186V185H163ZM140 187L138 188L139 189V191H140ZM155 188H156V186H154ZM99 188V189H100ZM110 188H109V190H110ZM154 188V189H155ZM168 188V187H167ZM223 188V187H222ZM137 189V190H138ZM151 189H152V187H151ZM153 189V190H154ZM224 189V188H223ZM92 190H93V188H92ZM96 190V189H95ZM141 190H142V188H141ZM156 190V189H155ZM168 190V189H167ZM101 191H102V189H101ZM107 191H108V189L106 190V194H107ZM143 191V190H142ZM144 191H146V190H144ZM225 192H226V196H227V199H225L224 201H223V203L221 204H219V203H215L214 201L213 202H209V204H208V206H209V217H208V219H207V222L211 225V227L210 228H213L212 227V225L215 223V224H223V222L225 221H227V219H228V216H227V214H226V211H229L230 209H229V200H230V203H231V206L232 207H235V202H233V199L231 198V196L227 193V191L226 190H224ZM103 192V191H102ZM102 192L100 193L101 194V196L104 194H102ZM110 193V192H109ZM112 193V194H113ZM139 193V192H138ZM158 193V192H157ZM99 194V193H98ZM105 194V195H106ZM118 194V193H117ZM94 195H96V194H94ZM111 195V194H110ZM166 195V194H165ZM167 195H168V193H167ZM156 196H157V194H156ZM163 196V195H162ZM160 194L158 195V198L159 197H162ZM172 195H170V197H171ZM172 196V197H173ZM226 196H224V197H226ZM114 197V196H113ZM117 197H118V195H117ZM91 198V197H90ZM138 198V197H137ZM96 200H97V198H95ZM103 201H104V198L102 197L101 198ZM110 199V198H109ZM167 199V198H166ZM108 200V199H107ZM107 200H105L104 202L102 201V203H99V204H96V205H107V202H110V200L109 201H107ZM160 200V202H158L157 200V202L155 203V204H153V206L154 207H163V208H165L166 207V204H165V199L164 200H161V199H159ZM168 200V199H167ZM169 200H171V198H169ZM112 201V200H111ZM114 202H115V200H114ZM113 202V203H114ZM116 204V206H117V208H120V210H125V208L123 207V200H120V197H119V200H117L116 202H115ZM152 205V204H151ZM78 206H81L82 207V209H84L85 208V204H78ZM89 206V205H88ZM125 206V205H124ZM152 206V207H153ZM173 206H174V204H173ZM173 206L171 207V208H173ZM93 208H94V211H95V216H92V214H90V215H88V217H84V216H82L83 217V220L86 222V223H88V228H83V230L80 232L81 233V236H83L82 238H83V245L85 246V247H88L90 250L92 249V247H89V245L87 244V243H84V241H89V242H91L92 243V245H93V247H95V245H96V243H97V241H96V237H94V233L93 234H89L90 233V228L91 227H93V224L95 223V222H97V230H98V234H99V237L103 234V236H109V234H110V230H111V228H112V223H111V221L113 220V218H112V220H111V218H109V216L108 215H106V214H100V215H98V214H96V212L98 213V212H100V213H102L101 211H98V208L97 207H95V206H93ZM97 209V210H96ZM112 209V208H111ZM127 210V209H126ZM196 210V209H195ZM108 211V210H107ZM107 211H106V213H107ZM192 211V210H191ZM200 211V210H199ZM201 211H202V209H201ZM206 211V210H205ZM175 212V211H174ZM124 213V212H123ZM176 213H177V211H176ZM110 214V213H109ZM178 214V213H177ZM169 215H170V213H169V211H168V219L171 221V223L173 224V222H172V220H171V218L169 217ZM111 216V215H110ZM117 216V215H116ZM125 216V215H124ZM174 216V215H173ZM178 216H180V215H178ZM208 216V215H207ZM72 219L74 220V221H79L80 219H79V215H72ZM128 217V216H127ZM126 217V218H127ZM133 217V216H132ZM179 218V217H178ZM64 219H65V217H64ZM123 219V218H122ZM134 219V218H133ZM173 219V218H172ZM127 221H129L128 219H126ZM179 220V219H178ZM195 219H192L188 214H187V212L184 214V215H182V217L180 218V223H182L183 225H188V227L190 228V229H192L191 228V226L193 227V229H192V231L194 232L195 231V229H197L196 227H195V221H194ZM65 221H66V219H65ZM134 221V220H133ZM200 221H202L201 219H200ZM60 222V221H59ZM120 222V221H119ZM131 222L132 221H130V224H131ZM198 222V221H197ZM125 223V222H124ZM174 223H177L176 221L174 222ZM62 224H64V223H62ZM129 224V223H128ZM127 224V225H128ZM133 224V223H132ZM208 224V225H209ZM117 225V224H116ZM119 225V224H118ZM117 225V226H118ZM174 225V224H173ZM82 226V225H81ZM80 226V227H81ZM86 226H87V224H86ZM126 226V225H125ZM177 226V225H176ZM119 227V226H118ZM129 227H130V225H129ZM137 227V226H136ZM82 228V227H81ZM122 228H123V226H122ZM134 228V227H133ZM133 228L131 229V230H133ZM142 228V227H141ZM179 228V227H178ZM113 229V228H112ZM120 228H118V230H119ZM137 229H138V227H137ZM214 229V231H213V235L214 236H216L215 238L217 239L218 238V236H219V233L218 234H216V231H218L217 229H215V228H213ZM212 229V230H213ZM57 230V229H56ZM79 230V229H78ZM122 230V229H121ZM120 230V231H121ZM125 230V229H124ZM187 230V229H186ZM209 230H211V229H209ZM216 230V231H215ZM119 231V232H120ZM137 232H138V234H137V237L138 238H140V236L143 234V232H141L142 230L141 229H138V230H136ZM178 231V230H177ZM67 232V231H66ZM219 232V231H218ZM124 233V232H123ZM126 233V232H125ZM195 233V232H194ZM193 233V234H194ZM210 233V232H209ZM83 234V235H82ZM122 234V233H121ZM120 234V235H121ZM136 234V233H135ZM155 234V233H154ZM182 234V233H181ZM187 234V233H186ZM158 235V234H157ZM192 235V234H191ZM196 235V234H195ZM154 236V235H153ZM152 236V237H153ZM159 236V235H158ZM182 236V235H181ZM194 236V235H193ZM213 236V237H214ZM128 237V235L126 236V238ZM142 237V236H141ZM144 237V236H143ZM142 237V238H143ZM152 237H149V238H147V237H144V239L145 240H152V241H154L155 239H154V237L152 238ZM161 237V236H160ZM54 238H56V237H54ZM123 238H124V236H123ZM106 239V238H105ZM125 239V238H124ZM141 239V238H140ZM154 239V240H153ZM162 239V238H161ZM184 240V239H183ZM211 240H212V237H211ZM142 241H143V239H142ZM212 241H214V239L212 240ZM99 242V241H98ZM46 243V242H45ZM44 243V244H45ZM101 243V242H100ZM105 243V242H104ZM137 243H138V241H137ZM136 243V244H137ZM247 243V242H246ZM51 244V243H50ZM208 244V243H207ZM248 244V243H247ZM105 245V244H104ZM138 245H139V243H138ZM167 245V244H166ZM165 245V246H166ZM103 246V245H102ZM208 246V245H207ZM138 247V246H137ZM143 247V246H142ZM162 247H164V246H162ZM250 247V246H249ZM131 248V247H130ZM141 248V247H140ZM169 248V247H168ZM98 249H100V248H98ZM135 249V248H134ZM164 249H166V251H167V248H163V250ZM208 249H210L209 248V246H208ZM161 250V255L163 254V250H162V248L160 249ZM92 251H94L93 249H92ZM100 251V250H99ZM157 251V250H156ZM166 251H165V254L164 255H167L166 254ZM44 252V251H43ZM97 252V251H96ZM100 253V252H99ZM152 253V252H151ZM153 253H154V251H153ZM171 253H172V251H171ZM106 254V253H105ZM114 254V253H113ZM100 255L101 254H97V256L95 255V258H97L98 259V256H99V261H100V258L101 257H103L102 255H103V252H102V255H101V257H100ZM141 255V254H140ZM159 256L158 257H160L161 255H160V252H159V254H158ZM178 255V254H177ZM200 256V255H199ZM122 257V256H121ZM154 257V256H153ZM171 257V256H170ZM174 257V256H173ZM120 258V257H119ZM147 258V257H146ZM163 258V257H162ZM165 258V257H164ZM155 259V258H154ZM175 259V258H174ZM109 260V259H108ZM144 260H146V259H144ZM173 260V259H172ZM138 261V260H137ZM150 260H148L147 262H149ZM159 262V261H158ZM162 262V261H161Z\"/></svg>",
	"mask_w": 264,
	"mask_h": 264
}]
</instances>
